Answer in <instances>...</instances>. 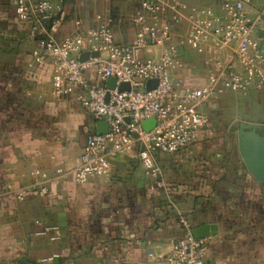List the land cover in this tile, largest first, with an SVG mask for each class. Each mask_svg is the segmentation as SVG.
<instances>
[{"label": "crops", "instance_id": "crops-1", "mask_svg": "<svg viewBox=\"0 0 264 264\" xmlns=\"http://www.w3.org/2000/svg\"><path fill=\"white\" fill-rule=\"evenodd\" d=\"M139 4L67 0L58 40L75 31L79 15L92 25L103 13L127 14ZM121 33L130 39L134 27ZM33 48L17 20H0V264H165L160 257L185 231L180 215L193 229L216 225L207 264H264V185L241 153L203 142L215 129L205 128L186 150L157 156L166 188L150 187L137 151L118 155L108 175L85 183L59 176L58 169L80 164L94 117L75 98L50 95L51 67L28 65ZM255 93L264 103V93ZM32 160L51 177L46 194L28 191Z\"/></svg>", "mask_w": 264, "mask_h": 264}, {"label": "built area", "instance_id": "built-area-1", "mask_svg": "<svg viewBox=\"0 0 264 264\" xmlns=\"http://www.w3.org/2000/svg\"><path fill=\"white\" fill-rule=\"evenodd\" d=\"M218 1L213 6L140 0L133 11L103 13L92 25L79 15L75 31L58 40L68 17L64 0H0V20L6 19L4 6L11 7L34 41L29 67H51L50 95L59 101L73 97L94 117V125L85 126L80 164L68 172L58 169L59 176L85 183L108 175L118 155L137 151L150 187L166 188L157 156L199 141L210 119L206 106L230 92L264 93V0ZM126 25L134 27L130 39L121 33ZM86 52L89 58L82 60ZM196 57L201 74L193 72ZM111 77L117 80L114 88L107 86ZM151 80L157 84L148 89ZM123 82L130 89L120 90ZM150 118L156 123L146 130L143 122ZM99 121L108 122L107 133L97 130ZM31 163L34 182L28 191L48 193L49 173L36 160ZM179 221L185 231L160 259L207 264V237H195L187 217Z\"/></svg>", "mask_w": 264, "mask_h": 264}, {"label": "rangeland", "instance_id": "rangeland-1", "mask_svg": "<svg viewBox=\"0 0 264 264\" xmlns=\"http://www.w3.org/2000/svg\"><path fill=\"white\" fill-rule=\"evenodd\" d=\"M196 3L200 5L217 6L219 1L196 0ZM6 10L9 22L13 23L14 20H16L14 10L8 6ZM20 39L23 40L21 37ZM19 43H23V41L19 40ZM195 62L196 63L194 64H197L198 67L193 72L201 74L202 70L198 64L199 60L197 57ZM258 95L259 93L255 92L248 94L230 92L223 95L219 100L213 102V104H217L216 111L213 112L212 116L210 117L206 128L215 129L216 131L214 133L216 135L205 138L203 142H206L207 145L210 144L215 146L214 149H216L217 152H223L230 148L235 157H238L240 155L238 132L239 122L245 121V119L262 120L264 122V103L261 101ZM205 109L210 110V107L206 106Z\"/></svg>", "mask_w": 264, "mask_h": 264}, {"label": "water", "instance_id": "water-1", "mask_svg": "<svg viewBox=\"0 0 264 264\" xmlns=\"http://www.w3.org/2000/svg\"><path fill=\"white\" fill-rule=\"evenodd\" d=\"M89 53H83L82 60L89 58ZM93 55H99L98 52H94ZM116 78L111 77L107 81L109 88H114L116 85ZM157 81L151 80L148 83L147 88L152 89L156 86ZM130 89V84L123 82L120 85V90ZM156 123L155 118L147 119L143 122V126L146 130H151ZM97 130L100 133H107L109 131V125L107 121H99L97 123ZM239 150L240 153L250 170V172L264 185V126L257 123H249L246 121H240L239 127ZM216 225H201L193 229V234L197 238H205L214 235L216 232Z\"/></svg>", "mask_w": 264, "mask_h": 264}, {"label": "trees", "instance_id": "trees-1", "mask_svg": "<svg viewBox=\"0 0 264 264\" xmlns=\"http://www.w3.org/2000/svg\"><path fill=\"white\" fill-rule=\"evenodd\" d=\"M74 1V0H73ZM67 2V0H64V3H66Z\"/></svg>", "mask_w": 264, "mask_h": 264}]
</instances>
